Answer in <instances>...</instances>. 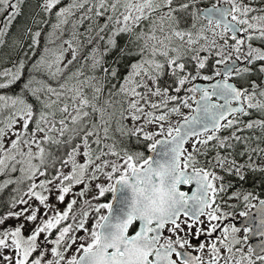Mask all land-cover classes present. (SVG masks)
Instances as JSON below:
<instances>
[{
	"label": "snow or ice",
	"instance_id": "6c2138e0",
	"mask_svg": "<svg viewBox=\"0 0 264 264\" xmlns=\"http://www.w3.org/2000/svg\"><path fill=\"white\" fill-rule=\"evenodd\" d=\"M40 10L0 67V264H264V198L235 183L264 184V0Z\"/></svg>",
	"mask_w": 264,
	"mask_h": 264
},
{
	"label": "trees",
	"instance_id": "16d2710c",
	"mask_svg": "<svg viewBox=\"0 0 264 264\" xmlns=\"http://www.w3.org/2000/svg\"><path fill=\"white\" fill-rule=\"evenodd\" d=\"M66 2L67 0H65V3ZM245 2H247V0H245ZM40 4H41V0H25L24 4L21 6V13L11 25L7 38H6L5 45L2 48H0V67H7L9 66V64L11 63L13 59H19L20 53H17L14 50V48L10 47V45L12 44L13 39H20V40L24 39L23 33H24L25 28L33 27V30H35V27L33 24L34 17L36 19L44 18L43 13L40 10ZM6 15H7V12H5L3 17L0 18V24H2ZM52 20H54V16L50 18V22ZM44 31L45 32L48 31L47 25H45ZM27 43L28 41L25 42V48H27ZM121 43H123V41H121ZM43 44H44V39L42 37L41 47L43 46ZM134 59H135L134 57L130 58L128 61L120 65V76L121 77L127 74V71H128L127 64L131 63L132 60ZM252 78L256 79V77H252ZM197 82L205 83L204 81H197ZM161 84L165 86H170L172 84L170 76L165 75L164 77H162ZM12 91H15V89H12ZM122 146L130 147L131 149L143 150L145 151L146 155H148L149 153V151L145 148L143 144L137 143L135 141V138L125 141ZM237 159H240V157H237ZM228 179H235V178L229 177ZM235 183H236V187L242 186L246 190L254 191L256 195L260 196L261 198H264V184L261 183V177L253 176L250 174L247 177L246 181L244 182L235 181ZM9 191L10 189L6 190V192L4 193V196H7ZM0 199H3V197H0ZM107 202H110V200ZM239 210H244V209H239Z\"/></svg>",
	"mask_w": 264,
	"mask_h": 264
},
{
	"label": "rangeland",
	"instance_id": "374dc122",
	"mask_svg": "<svg viewBox=\"0 0 264 264\" xmlns=\"http://www.w3.org/2000/svg\"><path fill=\"white\" fill-rule=\"evenodd\" d=\"M3 15H4V13H3L2 15H0V18L3 17ZM173 119L176 120V119H179V118H178V117H173ZM128 123L131 124V121H128ZM188 147H189V149H190V148H191V145H188ZM101 182H105V181L102 180ZM81 187H82V186H81ZM75 191H79V187L76 188ZM94 194H95V189H94V186H93V192H90L89 195L91 196V195H94ZM71 198H72L71 196L66 197V201H65V203H67V201L70 200ZM55 202H56V201H55V198L53 197V199H52V203H55ZM64 206H65L64 204H58V205H57V207H59V208H61V209H63ZM243 234H244V233H243ZM80 235H83V233L81 232ZM165 235H167V233H165ZM240 236H242L241 233H240ZM70 254H71V253H70Z\"/></svg>",
	"mask_w": 264,
	"mask_h": 264
},
{
	"label": "water",
	"instance_id": "95a60500",
	"mask_svg": "<svg viewBox=\"0 0 264 264\" xmlns=\"http://www.w3.org/2000/svg\"><path fill=\"white\" fill-rule=\"evenodd\" d=\"M199 83H201V82H199ZM148 154H151L150 152L148 153ZM153 155V158L155 159L156 157H155V154H152ZM111 202V201H110ZM253 215L255 214V210L253 209V210H251L250 211ZM242 221H243V223H242ZM238 226H240V227H244L245 226V224H247V221L243 218V219H241L240 221H238ZM258 237H252V238H250V240H249V242H250V244H255V243H257L258 242Z\"/></svg>",
	"mask_w": 264,
	"mask_h": 264
},
{
	"label": "flooded vegetation",
	"instance_id": "af4514ba",
	"mask_svg": "<svg viewBox=\"0 0 264 264\" xmlns=\"http://www.w3.org/2000/svg\"><path fill=\"white\" fill-rule=\"evenodd\" d=\"M255 203V202H254ZM251 210H253V209H250L249 211H251ZM241 219H243V218H241V217H239V216H237L236 217V220L234 221L235 223H238V221H240ZM243 228V227H242ZM241 234H242V236L241 237H243V232H241ZM249 244H250V242H249ZM247 250V248L245 247V251Z\"/></svg>",
	"mask_w": 264,
	"mask_h": 264
}]
</instances>
